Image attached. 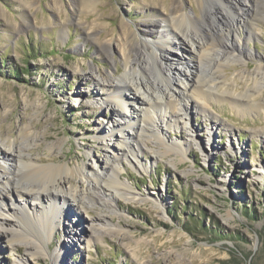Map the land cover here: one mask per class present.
<instances>
[{
  "label": "rangeland",
  "instance_id": "obj_1",
  "mask_svg": "<svg viewBox=\"0 0 264 264\" xmlns=\"http://www.w3.org/2000/svg\"><path fill=\"white\" fill-rule=\"evenodd\" d=\"M85 1L0 0V135L2 140L25 143L20 130L32 125L31 133L45 136L39 137L32 152L45 161L42 165L85 164V171H90L107 161L96 137L100 130H113L114 121L104 107L99 113L90 108L97 98L89 69L108 70L118 77L123 67L117 43L111 50L116 62L110 65L99 55L97 43L84 41V33L93 28L97 30L94 38L107 32L106 39L115 38L125 23L138 34V23L166 14L173 0H87L94 3L91 8L81 6ZM181 1L187 12L203 15L198 0ZM257 20L249 22L255 23L257 37L245 45L251 56L241 61L230 57L223 73L214 75L216 83L230 91L243 92L244 76L254 75L257 65L264 63V19ZM250 26L240 28L241 36ZM191 65L194 78L197 75L206 82L211 73L208 64L193 60ZM178 67L185 70V64ZM202 86L210 97L200 95L196 105L205 111L194 109L193 104L188 118L184 110L179 111L183 118L177 116L166 128L167 142L178 144L188 135L195 139L182 162L173 166L170 157L156 158L159 148L146 143L150 149L142 154V161L147 170L133 159L118 166L121 180H129L138 198H153L158 205L120 201L111 218L120 233L105 232L99 240L91 236L86 245L92 219L59 201V208L71 209L68 218L61 220L74 223L70 234L58 229L47 242L48 251L43 248L30 256L25 242L6 234L0 238V264H54V253H59L61 264H264V111L237 108L229 96ZM262 89L264 83L258 87ZM112 133L113 142L126 143V136L117 129ZM58 141H63L62 149L48 151ZM6 166L0 153V171ZM77 182L73 177L72 185ZM78 189L84 192V187ZM4 194L0 199L4 213L17 209L13 203L23 202L19 193L6 190ZM35 198L30 196L27 202L40 210ZM92 214L96 217L98 212ZM76 215L83 218L82 223ZM14 221L2 223L0 231L14 229ZM77 225L80 230L74 228ZM63 242L70 248L64 255L59 252Z\"/></svg>",
  "mask_w": 264,
  "mask_h": 264
},
{
  "label": "bare ground",
  "instance_id": "obj_2",
  "mask_svg": "<svg viewBox=\"0 0 264 264\" xmlns=\"http://www.w3.org/2000/svg\"><path fill=\"white\" fill-rule=\"evenodd\" d=\"M86 1L81 4L82 7L94 6L93 2L89 4L87 1V4ZM198 4L203 10L202 16L194 11L187 12L181 0H173L166 14H158L153 20L138 23V34L125 23H121L120 33L115 38L106 39L107 32L97 39L94 38L97 30L90 28L85 31L84 41L97 43L99 55L110 65L116 62L111 50L117 43L116 54L123 72L113 77L108 70L89 69L88 76L95 82L97 98L90 108L96 113L103 107L109 110L114 121L112 129L125 135L126 143L113 142V130H100L96 139L107 153V161L98 163V170L85 171V164L81 167H71L68 163L42 165L45 161L32 154L40 137L38 133H31L32 125H24L20 130L26 136L25 143H20L18 139L12 142L2 140L0 135L1 157L7 162L6 168L0 171V199L6 190L19 193L24 198L23 202L13 203L16 210H10V213L0 210V227L13 219L17 224L11 231H0V238L8 234L17 241L25 242L29 256L43 248L48 251L47 242L57 234L58 229L62 228L64 234L69 235L74 225L71 222L68 225L62 223L61 220L68 218L71 209L59 208L57 202L60 201L71 204L92 219L89 222L92 232L86 240L88 245L91 236L99 240L104 238L105 232L120 233L111 224L112 209L118 208L120 201L127 204L152 201L155 206L158 205L153 198L143 195L138 198L129 180H121L122 172L117 171L118 166L125 159L130 162L133 159L142 163L143 170H147L142 161V154L150 149L146 143H153L159 148L156 158L170 157L169 162L173 166L182 162L191 151L195 139L188 135V139L178 144L167 142L166 128H170V123H175L177 116L183 118L179 111L184 110L188 118L187 110L193 104L194 109L205 111L196 105L198 100H202L201 96L205 99L209 96L202 84L211 90H218L219 95L229 96L237 108L264 111V102L261 101L264 90H258L264 83V63L257 65L255 76H240L247 84L243 92L230 91L226 89L227 85L216 83L214 78L215 73L219 75L223 73V67L229 66L227 60L230 57L241 61L242 57L251 56L245 45L251 38L257 37V33L252 28L255 23L249 22L255 20L257 23L258 17L264 19V3L257 0H198ZM246 26H250V29L241 36L240 28ZM160 27L163 30H159ZM187 45L191 46L190 49L186 48ZM193 60L200 65L205 62L210 67L211 73L206 82L197 75L194 78L189 68ZM225 62L227 64L224 66ZM178 64H185V70L179 68ZM182 98L186 99L184 104L181 103ZM116 118L124 122L116 121ZM27 131L29 133L26 135ZM40 138H45L44 134ZM151 138H155L156 142H152ZM62 146L63 141H58L51 144L48 151L61 150ZM109 150H112V155ZM177 154H181L178 160ZM86 156L89 157V152ZM73 177L78 178V185H72ZM79 187H84V192L81 193ZM30 196H35V200L39 201L40 210L27 202ZM93 206L98 210H93ZM96 211L98 214L93 217L92 212ZM82 219L78 217L80 223ZM74 228L80 230L78 225ZM83 233L84 230L82 237ZM82 237L78 238L81 244L84 242ZM69 251L70 248L63 242L59 252L64 255ZM51 256L54 264H61L59 253Z\"/></svg>",
  "mask_w": 264,
  "mask_h": 264
}]
</instances>
